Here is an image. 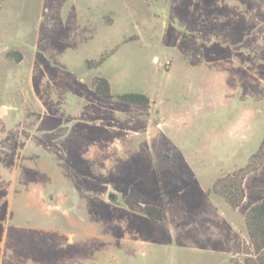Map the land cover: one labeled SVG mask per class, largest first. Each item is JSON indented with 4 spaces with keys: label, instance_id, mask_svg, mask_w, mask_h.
I'll list each match as a JSON object with an SVG mask.
<instances>
[{
    "label": "rangeland",
    "instance_id": "1",
    "mask_svg": "<svg viewBox=\"0 0 264 264\" xmlns=\"http://www.w3.org/2000/svg\"><path fill=\"white\" fill-rule=\"evenodd\" d=\"M263 199L264 0H0V264H243Z\"/></svg>",
    "mask_w": 264,
    "mask_h": 264
},
{
    "label": "trees",
    "instance_id": "2",
    "mask_svg": "<svg viewBox=\"0 0 264 264\" xmlns=\"http://www.w3.org/2000/svg\"><path fill=\"white\" fill-rule=\"evenodd\" d=\"M103 60L104 58L102 57L97 62L101 63ZM93 87L98 97L105 100L113 98L107 80L95 78ZM117 99L121 102L138 106H144L149 103L148 97L143 94L126 93L118 95ZM213 188L232 209L238 208L245 197L242 178H239V180H232L230 177L222 178L214 183ZM150 209L151 208L147 209L148 215H151ZM157 211L158 214L153 217L155 219H160V210L157 209ZM244 223L249 241L248 245L252 249V255L249 254L246 247H244L242 249V254L245 257L243 259V264H264V199L252 205L247 210Z\"/></svg>",
    "mask_w": 264,
    "mask_h": 264
},
{
    "label": "water",
    "instance_id": "3",
    "mask_svg": "<svg viewBox=\"0 0 264 264\" xmlns=\"http://www.w3.org/2000/svg\"><path fill=\"white\" fill-rule=\"evenodd\" d=\"M108 200L113 204H117V196L114 193L108 194Z\"/></svg>",
    "mask_w": 264,
    "mask_h": 264
}]
</instances>
